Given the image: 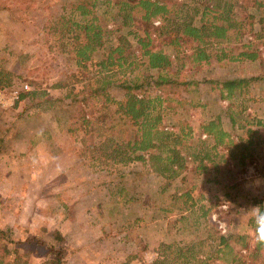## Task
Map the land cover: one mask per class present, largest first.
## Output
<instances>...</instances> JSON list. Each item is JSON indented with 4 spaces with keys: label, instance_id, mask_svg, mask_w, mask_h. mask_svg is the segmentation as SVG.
<instances>
[{
    "label": "rangeland",
    "instance_id": "obj_1",
    "mask_svg": "<svg viewBox=\"0 0 264 264\" xmlns=\"http://www.w3.org/2000/svg\"><path fill=\"white\" fill-rule=\"evenodd\" d=\"M79 1H86L87 7L96 2L98 22L110 32L105 35L106 46L86 70L77 67L68 40L55 37L49 28L58 17H70L71 7ZM119 1L0 0V71L4 81L9 79L0 84V91L11 103L5 108L0 102V238L2 232L12 237L11 260L15 254L30 252L31 264H45L51 259L47 245L62 235L63 264H147L149 252L150 264L158 260L185 264L176 258L185 252L192 264H203L207 258L205 264H264V250L257 251L253 240L250 212L256 206L264 208V40L258 36L264 0H252L244 9L239 3L235 7L233 15L244 23L248 15L256 14L254 29L244 24L238 41L232 36L209 47L213 54L223 49L236 56L251 44L259 54L256 61H218L214 55L210 64L196 67L190 63V46L185 45L183 53L163 46L178 82L147 86L142 92L162 99L165 131L192 128V138L179 147L188 157V168L174 179L142 162L112 166L111 159L98 151L110 139L125 143L133 128L122 125L114 104L93 96L99 79L96 63L118 44L119 36L127 37L138 50V39L147 32L156 38L160 25L125 24ZM175 2L184 18L188 9L194 12L205 0ZM199 20L196 16L195 23ZM138 63L139 69L125 76L144 81L158 79L162 72L150 69L142 57ZM236 79L250 83L242 94L222 98L216 85ZM37 90L55 102L41 95L13 100L11 94L18 91L20 97ZM109 92L114 100L124 98V91L115 85ZM83 118L90 126L83 125ZM217 120L234 142L211 150L214 162H207L203 172L196 169L199 164L187 148L212 149L214 140L203 134L202 126ZM200 139L207 141L206 147ZM187 191L198 201L192 210L185 208ZM222 236L230 247L219 252ZM239 237L248 238L249 249ZM43 240L47 245L39 244ZM191 248L198 251L196 259Z\"/></svg>",
    "mask_w": 264,
    "mask_h": 264
},
{
    "label": "trees",
    "instance_id": "obj_2",
    "mask_svg": "<svg viewBox=\"0 0 264 264\" xmlns=\"http://www.w3.org/2000/svg\"><path fill=\"white\" fill-rule=\"evenodd\" d=\"M252 0H205L202 6H199L194 12L188 9L184 18L179 17L177 13V4L175 0H120L119 14L124 18L125 24L130 25L131 21H136L146 26H153L155 23L160 25L157 28L158 35L153 38L152 33L147 32L145 38H139V49L133 48L130 40L125 36H119L118 44L112 46L104 55L99 63H96L99 70L96 80L97 88L93 90V96L105 98L106 103H112L116 107V112L121 116L122 125L130 127L133 135L121 145L117 141L102 143L98 151H101L102 157L110 158L112 166L120 165L122 167L134 162H142L148 165L152 171L167 178L174 179L183 175L187 167V156L181 154L180 146L192 138V128L187 126L180 132L165 131L161 127L163 121L160 97L145 96L142 92L147 86L155 85L161 87L164 85L177 84L178 73H173V60L163 51V46H173L177 53L185 52V45L190 46L191 54L190 63L196 67L210 64L212 57L215 55L218 61L228 58L232 62H244L246 60L256 61L259 58L257 51H252L251 44L246 45L247 51H242L236 56L227 53L221 49L217 54L209 51V47L221 45L230 41L235 36L237 41L243 35L244 24L255 27L256 14H250L246 17L245 23L233 14L237 3L246 7ZM257 5H260L255 1ZM110 3V2H109ZM86 1H79L71 7L70 17L61 16L57 18V23L50 25V32L55 37H61L68 40L71 44L72 53L75 55L77 67L87 69L89 63H94V56L106 46L105 35L106 29L99 24L96 17V2H92L90 7L86 6ZM76 16L82 18L81 21H74ZM192 16V17H191ZM196 16H200L199 22L195 23ZM247 22V23H246ZM261 33L258 35L264 40V18L260 19ZM160 43L157 44V41ZM264 45V43H263ZM147 59V65L150 69H157L161 72L158 79H141L125 76L129 72L139 69V58ZM123 74V76H117ZM11 75L10 73L8 76ZM3 74L0 71V84L6 85ZM250 83V80L236 79L228 80L222 85H216L220 89L221 96L224 99H231L238 92L242 94L244 87ZM214 85L215 83H211ZM117 86L124 91V98L121 101L114 100L109 94L113 86ZM151 88V87H150ZM140 90L142 93H137ZM227 93V94H226ZM146 94V93H145ZM29 95L38 97L41 95L49 102L55 100L40 90L31 94H22L20 100ZM157 103H159L157 105ZM163 103V102H162ZM107 106V104H104ZM83 125L90 126V121L83 118ZM204 135L214 140L212 149H198L189 147L187 149L190 157L197 162V170L206 172L207 162H214L210 151L217 150L220 146H230L234 141L231 136L222 128L220 120L211 121L202 126ZM204 147L207 141L199 140ZM253 144V141H250ZM206 145V146H205ZM144 153H149L146 158ZM185 208L192 210L198 204L193 197L192 191H187L185 195ZM251 224L255 227L254 219ZM12 237L9 233L2 232L0 238V264H31L30 252L15 254L10 249ZM242 246L249 249V242L245 237H239ZM248 239V238H247ZM47 241H40L39 244L47 245ZM65 239L59 235L54 239L49 247L51 259L45 264H63L62 259L65 254V248L62 246ZM219 252L229 249L230 243L227 237H220ZM240 243V242H239ZM62 244V245H61ZM167 246L166 249H171ZM224 248V249H223ZM183 250V249H182ZM191 250V251H190ZM256 250H264V246H256ZM189 253L196 259L198 251L194 248L189 249ZM185 254H177L176 258H182L185 264L189 263V258ZM207 258L205 263L209 261ZM188 262V263H187ZM203 262V264H205ZM166 261L158 260L153 264H165Z\"/></svg>",
    "mask_w": 264,
    "mask_h": 264
},
{
    "label": "clouds",
    "instance_id": "obj_3",
    "mask_svg": "<svg viewBox=\"0 0 264 264\" xmlns=\"http://www.w3.org/2000/svg\"><path fill=\"white\" fill-rule=\"evenodd\" d=\"M250 212L254 218L255 224L253 240L258 246H264V208L256 206L250 208ZM152 257V253H145V260L147 264H150Z\"/></svg>",
    "mask_w": 264,
    "mask_h": 264
},
{
    "label": "built area",
    "instance_id": "obj_4",
    "mask_svg": "<svg viewBox=\"0 0 264 264\" xmlns=\"http://www.w3.org/2000/svg\"><path fill=\"white\" fill-rule=\"evenodd\" d=\"M24 88H25V90L29 89V87L27 85H25ZM11 94L13 96V100L20 99V97H19L20 92L12 91ZM6 97H7L6 93L0 91V102L2 103V105L5 108H8V106H11V103L8 105L9 100Z\"/></svg>",
    "mask_w": 264,
    "mask_h": 264
},
{
    "label": "crops",
    "instance_id": "obj_5",
    "mask_svg": "<svg viewBox=\"0 0 264 264\" xmlns=\"http://www.w3.org/2000/svg\"><path fill=\"white\" fill-rule=\"evenodd\" d=\"M151 226H154V224H151ZM165 230H167V229H165ZM161 242H167V241H164V239H162Z\"/></svg>",
    "mask_w": 264,
    "mask_h": 264
}]
</instances>
